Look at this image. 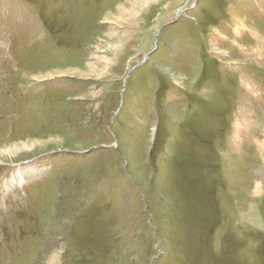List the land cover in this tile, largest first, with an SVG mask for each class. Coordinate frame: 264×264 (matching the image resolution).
Returning a JSON list of instances; mask_svg holds the SVG:
<instances>
[{"label":"rangeland","instance_id":"374dc122","mask_svg":"<svg viewBox=\"0 0 264 264\" xmlns=\"http://www.w3.org/2000/svg\"><path fill=\"white\" fill-rule=\"evenodd\" d=\"M0 264H264V0H0Z\"/></svg>","mask_w":264,"mask_h":264}]
</instances>
